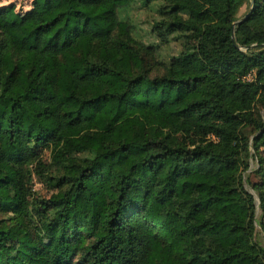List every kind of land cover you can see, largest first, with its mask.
<instances>
[{
    "label": "trees",
    "instance_id": "obj_1",
    "mask_svg": "<svg viewBox=\"0 0 264 264\" xmlns=\"http://www.w3.org/2000/svg\"><path fill=\"white\" fill-rule=\"evenodd\" d=\"M261 148L264 0L0 6V264H264Z\"/></svg>",
    "mask_w": 264,
    "mask_h": 264
},
{
    "label": "rangeland",
    "instance_id": "obj_2",
    "mask_svg": "<svg viewBox=\"0 0 264 264\" xmlns=\"http://www.w3.org/2000/svg\"><path fill=\"white\" fill-rule=\"evenodd\" d=\"M32 0H0V6H6L12 4L15 7L16 12H24L29 9ZM158 4H151L149 6H143L140 2H134L130 7H127L125 11L121 13V16L126 17L127 20L133 26V32L135 38L142 42L146 46H153L156 49V56L162 62H167L172 56H176L181 50V46L177 41L170 40L168 43H163L156 37V34L152 32L154 24L159 20L157 16ZM248 8L244 5L240 8L237 18H243ZM250 141L252 136L249 135ZM262 149V148H261ZM262 155L264 156V149H262ZM253 154V150L251 149ZM251 167L255 168L256 161L250 160ZM33 191L36 193L35 198L45 199L52 192L40 184L38 181L33 182ZM256 239L264 247V235L260 228L257 227Z\"/></svg>",
    "mask_w": 264,
    "mask_h": 264
},
{
    "label": "water",
    "instance_id": "obj_3",
    "mask_svg": "<svg viewBox=\"0 0 264 264\" xmlns=\"http://www.w3.org/2000/svg\"><path fill=\"white\" fill-rule=\"evenodd\" d=\"M247 18V16H245L243 19H241L240 21H238L237 23H235L234 25H233V27L236 25V24H240V23H242L245 19ZM234 36V33H232V37Z\"/></svg>",
    "mask_w": 264,
    "mask_h": 264
}]
</instances>
